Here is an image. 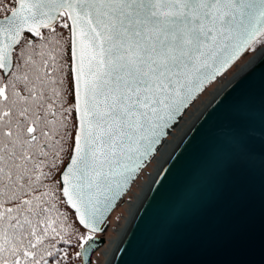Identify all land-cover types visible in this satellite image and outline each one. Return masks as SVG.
Returning a JSON list of instances; mask_svg holds the SVG:
<instances>
[{"label":"snow or ice","instance_id":"1","mask_svg":"<svg viewBox=\"0 0 264 264\" xmlns=\"http://www.w3.org/2000/svg\"><path fill=\"white\" fill-rule=\"evenodd\" d=\"M249 50L264 64V0H0V264H93L111 207L204 87ZM246 78L200 121L197 131L225 103L232 113L165 199L161 256L245 243L224 170L264 131V80ZM200 143L189 138L165 161L161 185Z\"/></svg>","mask_w":264,"mask_h":264},{"label":"water","instance_id":"2","mask_svg":"<svg viewBox=\"0 0 264 264\" xmlns=\"http://www.w3.org/2000/svg\"><path fill=\"white\" fill-rule=\"evenodd\" d=\"M243 55L238 57L223 73H220L215 81L204 87L194 102L187 108V111L183 113L177 125L168 131L166 137L162 138L163 142L158 146L153 157L134 177L126 191L111 207L105 220L101 222L102 230L97 236L103 242L100 243L96 252L106 243L104 233L109 227V216L119 205L123 204L124 198L130 192L143 170L149 166L168 138L178 129L186 113L194 103L212 84L224 76ZM243 77H247L243 81L244 86L251 85L258 88L260 82L264 80V64H260L257 57L254 56L211 98L182 132V135L177 139L176 144L156 172V176L154 175L149 181L148 191L145 192L144 190L141 196L143 198L136 204L130 215L129 222L126 223L120 235L121 237L124 233L123 237L117 241L118 245L115 244L107 264H117V262L118 264H127L129 257L125 253V248L136 249L134 259L142 262V264H150L151 261L158 259H168L176 262H201V264H264V131L259 128L255 129L252 134L254 141L247 159L244 162L229 163L224 170L225 175L229 176V180L236 190L235 213L232 220L235 226L244 233V245L238 250H233L230 246L222 244H213L208 247L190 246L169 256H161L160 243L156 237L167 195L201 162L205 151L210 146L219 143L217 130L231 119L232 113L227 103H225L220 109L211 113L208 122L203 125L200 131H197L200 121L215 107L219 102V98L232 87L233 83ZM189 138H192L194 143L201 139L200 147L191 153V145H189V149L185 150L183 164L174 169L173 174L170 175L169 181L165 185H161L160 181L164 179L161 173H168V165L165 161L175 160L180 154L179 150L184 149V145L189 143ZM151 182L153 183L151 184Z\"/></svg>","mask_w":264,"mask_h":264},{"label":"rangeland","instance_id":"3","mask_svg":"<svg viewBox=\"0 0 264 264\" xmlns=\"http://www.w3.org/2000/svg\"><path fill=\"white\" fill-rule=\"evenodd\" d=\"M253 54L251 52V50L245 54L237 64H235L232 69H230V71H228V73L224 76V78L218 83L215 82L214 84H212L203 94L202 96L196 101V103L190 108V110L186 113L183 121L180 124V128L181 126L185 125L184 121L187 119L188 115L190 114L189 112H193L196 110V108H198L199 106V110H201V108L206 105L211 98L230 80L232 79L235 74H237L252 58H253ZM192 110V111H191ZM199 110H196L195 113H193V117L196 116V113H198ZM191 118H188V120H191ZM184 123V124H183ZM182 127V128H183ZM181 128V129H182ZM180 129V130H181ZM179 128L176 130V132L174 133V135L177 133H179ZM182 133V132H181ZM180 133V134H181ZM179 134V135H180ZM170 140V141H169ZM175 141L174 136H170L169 139L167 140V142L164 144L163 148L161 149V151L157 154V156L155 157V159L151 162V164L142 172V174L140 175V177L138 178V180L134 183V185L132 186L130 192L126 195L124 202L122 205H119L113 212L112 214L109 216V227L107 228L106 232L104 233V237L106 238V243L105 245L100 248L94 255L92 258L93 264H106L109 256L110 252H112L116 242L118 241L126 223L128 222L130 215L132 214L136 204L139 201V197L142 196L147 184L149 183V181L151 180V178L153 177L154 173L156 172L157 167L159 166L160 162L164 159V157L166 156L167 152L169 151V148L171 146V143ZM170 142V143H169ZM166 149H168L166 151ZM166 151V152H165ZM163 153H165L163 155ZM163 155V157H162ZM162 157V158H161ZM161 158V160L159 161V159ZM141 188V189H140ZM138 194H140L138 196ZM138 196V200L136 203V199ZM134 203V204H133ZM131 209V210H130ZM130 211V212H129Z\"/></svg>","mask_w":264,"mask_h":264},{"label":"bare ground","instance_id":"4","mask_svg":"<svg viewBox=\"0 0 264 264\" xmlns=\"http://www.w3.org/2000/svg\"><path fill=\"white\" fill-rule=\"evenodd\" d=\"M248 63H249V62H248ZM204 106H205V105H204ZM204 106L201 108V110L204 108ZM199 107H200V106H199ZM199 107L196 108V110H199ZM196 110H195V111H196ZM201 110H199L198 113H199ZM195 111H193L192 113H195ZM198 113H196V115H197ZM191 115H192V114H191ZM191 115H190V118L192 117L191 120L186 121V120H187V119H186V120H185L186 122L184 121V123H185L186 126L183 127V125H182V126H181V128L183 127L182 129L179 127V130H180V129H181V130H180V131L178 130L179 133H178V134H175V136H174L175 141L173 142V140H172L173 143H171V146H170V147H167V148H169V151L167 152V154L170 152V150L172 149V147L176 144L177 139H179L180 136L182 135L181 132H184V130L187 128V126H188V125L193 121V119L195 118V116L193 117V116H191ZM184 123H183V124H184ZM180 133H181V134H180ZM179 134H180V135H179ZM169 143H170V142H169ZM167 150H168V149H166V151H167ZM166 151H165V152H166ZM164 154H165V153H163V155H164ZM167 154H166V156H167ZM163 155H162V157H163ZM166 156L164 157V159L166 158ZM162 157H161V158H162ZM161 158L159 159V161L161 160ZM164 159L160 162L159 166H158L157 169H156V172L158 171L159 167H161V164H162V162L164 161ZM156 172L154 173V175L157 174ZM154 175H153V176H154ZM155 176H156V175H155ZM152 183H153V182H151V184H152ZM148 184H149V183H148ZM148 184H147V186H146V188H145V192L148 191L147 189H149ZM150 186H151V185H150ZM147 187H148V188H147ZM140 189H141V188H140ZM139 195H140V194H138V196H139ZM138 196H137V199H136V203H137V200H138ZM142 198H143V197L140 196V197H139V200H141ZM133 204H134V203H133ZM130 210H131V209H130ZM129 212H130V211H129ZM129 219H130V218H129ZM128 222H129V220H128ZM126 228H127V227H126ZM125 230H126V229H125ZM124 232H125V231H124ZM123 234H124V233H123ZM123 234H122L121 237H119L118 240H121V239H122ZM119 242H120V241H119ZM119 242H118V243H119ZM116 244H117V242H116ZM117 245H118V244H117ZM115 250H116V248H115ZM115 250H114V251H115ZM114 251H113V253H114ZM110 255H111V252H110ZM108 256H109V255H108ZM108 260H109V259H108ZM107 262H108V261H107ZM107 262H106V264H107Z\"/></svg>","mask_w":264,"mask_h":264},{"label":"trees","instance_id":"5","mask_svg":"<svg viewBox=\"0 0 264 264\" xmlns=\"http://www.w3.org/2000/svg\"><path fill=\"white\" fill-rule=\"evenodd\" d=\"M249 51H250V50H249ZM249 51H248V52H249ZM229 71H230V70H229ZM227 73H228V72H227ZM227 73H226V74H227ZM226 74H225V75H226ZM225 75H224V76H225ZM224 76L221 77L218 81L220 82V81L224 78ZM218 81H217V82H218ZM219 82H218V83H219ZM191 111H192V110H191ZM189 113H190V114L188 115L187 119L190 118V115H191V114L193 115V113H191V112H189ZM192 115H191V116H192ZM186 121H187V120H186ZM186 121H185V122H186ZM176 134H177V133H176ZM70 251H71V249H70ZM75 264H79V261H76Z\"/></svg>","mask_w":264,"mask_h":264}]
</instances>
